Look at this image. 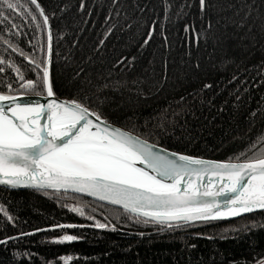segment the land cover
Instances as JSON below:
<instances>
[{"label":"trees","instance_id":"obj_1","mask_svg":"<svg viewBox=\"0 0 264 264\" xmlns=\"http://www.w3.org/2000/svg\"><path fill=\"white\" fill-rule=\"evenodd\" d=\"M38 2L51 27L54 95L199 157L229 161L264 133V0H207L203 12L199 0ZM249 5L248 27L237 29L232 21ZM26 6L40 28L27 13L2 9L9 17L0 23L3 95L45 94L42 86L36 92L20 87L21 75L25 82L42 76L32 61L43 67L47 49L43 18ZM0 205L14 218L0 214V240H7L0 244V264H64L67 258L69 264L264 262V210L161 230L71 193L0 187ZM64 235L76 239L57 242Z\"/></svg>","mask_w":264,"mask_h":264},{"label":"snow or ice","instance_id":"obj_2","mask_svg":"<svg viewBox=\"0 0 264 264\" xmlns=\"http://www.w3.org/2000/svg\"><path fill=\"white\" fill-rule=\"evenodd\" d=\"M199 3L203 12L208 7L207 0H199ZM27 4L35 6L48 29L50 57L49 17L38 0H26V3L0 0V23L9 18L2 10L6 8L19 15L27 13L40 28L37 16ZM248 7L249 11L239 21H232L237 29L248 27L251 5ZM248 30L250 32L251 28ZM185 31H189L188 26ZM152 34L149 32L145 44ZM199 36L197 33V38ZM48 62L42 67L32 61L36 69L42 70V76L35 82H25L21 75L22 90L36 92L42 86L47 96L53 97ZM210 87L204 85L205 89ZM20 98L0 94V184L85 194L119 206L138 222L160 225L161 230L264 210V133L234 159L209 161L157 149L103 120L98 113L89 112L79 102L58 103L52 99L47 104L34 101L21 105ZM180 99L183 101L184 97ZM90 116H94L95 121ZM70 210L85 215L81 207ZM0 214L9 221L14 219L2 205ZM95 227L103 229L107 225L97 222ZM75 239L64 235L57 242ZM4 243L7 240H0V244ZM70 259H65L64 264H69Z\"/></svg>","mask_w":264,"mask_h":264},{"label":"water","instance_id":"obj_3","mask_svg":"<svg viewBox=\"0 0 264 264\" xmlns=\"http://www.w3.org/2000/svg\"><path fill=\"white\" fill-rule=\"evenodd\" d=\"M41 5V4H40ZM42 7V6H41ZM44 10V9H43ZM45 12V11H44ZM46 14V13H45ZM50 25V23H49ZM46 27V26H45ZM51 28V27H50ZM46 32H47V45H48V29L46 27ZM51 54H52V51H51ZM50 61V62H48ZM45 62H48L47 63V66L49 68V74H50V65H51V55L49 57V53H48V47L46 49V59H45ZM13 96H18V97H21L18 101V103H20L21 105H28L34 101H39L41 104H47L50 100L52 99H55L58 103L59 102H72L74 100H70V99H67V98H63V97H58L56 95H53V97H48L47 96V92L45 90V94L44 95H41V94H18V95H13ZM77 102V101H76ZM83 105V104H82ZM84 107L88 108L87 106L83 105ZM89 109V112H92V113H96L94 112L93 110H91L90 108ZM90 119H92L93 121H95V117L94 116H90L89 117ZM101 118L105 121H107L108 123L112 124L113 126L115 127H119L121 128L122 130H125V131H129L131 132L132 134L140 137L142 140H146L149 144H152V145H155L157 149H164V150H167V152L169 153H178V154H183V155H188V156H191V157H194V158H200V159H204V160H209V161H219V162H227L226 160H218V159H212V158H206V157H199V156H194V155H190V154H186V153H182V152H179V151H175V150H172V149H169V148H166L164 146H161V145H158L156 143H153L143 137H141L140 135L122 127L121 125L119 124H116L114 122H111L107 119H105L104 117L101 116ZM140 166V165H138ZM207 178L205 177V180ZM0 187H3V188H7V189H10V190H39V191H52V190H41V189H37V188H31V187H17V188H11L10 186L8 185H5V184H0ZM53 192V191H52ZM71 194H76V195H79V196H83V197H86V198H89L91 200H94V201H97V202H100L102 204H106V205H109V206H113V207H116V208H119V206H116V205H111V204H108L107 202H104V201H99L98 199L94 198V197H91V196H87L85 194H80V193H72V192H69ZM220 199H224L223 197H220ZM120 209V208H119ZM257 211H261V210H257ZM255 211V212H257ZM247 214H250V213H244V214H241L240 216H235V217H226V218H223V219H219V220H232V219H235V218H238V217H241V216H244V215H247ZM219 220H212V221H219ZM198 222H203V221H198ZM207 222H211V221H207ZM197 223V222H195Z\"/></svg>","mask_w":264,"mask_h":264}]
</instances>
